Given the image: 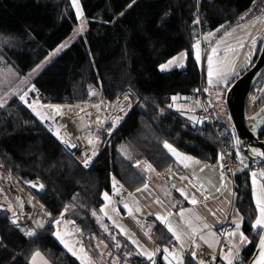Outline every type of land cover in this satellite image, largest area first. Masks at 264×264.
Listing matches in <instances>:
<instances>
[{
    "label": "trees",
    "instance_id": "16d2710c",
    "mask_svg": "<svg viewBox=\"0 0 264 264\" xmlns=\"http://www.w3.org/2000/svg\"><path fill=\"white\" fill-rule=\"evenodd\" d=\"M81 2L85 27L33 79L34 85L46 98L77 101L88 100L92 88H98L109 101L130 88L139 102L118 127L105 125L100 129L101 152L86 169L14 97L0 110V162L23 180H39L44 185L45 190L37 196L55 219L67 209L65 218L74 220V227L84 234L91 264H152L132 242L134 237L118 230L107 218L101 221L99 215L104 193L113 190V177L130 196L147 183L156 187L155 179H160L162 171L175 168L180 172L165 142L210 163L221 160L215 128L204 118L194 125L185 113L188 110L176 106L172 99L189 95L203 82L194 53L197 0ZM201 6L218 38L264 14L259 0H201ZM78 26L71 0H0V52L21 77L32 73ZM183 51L187 52L184 67L160 70V64ZM250 92L257 95L255 106L260 109L264 105V77ZM248 104L249 96L246 113ZM218 125L226 127L221 121ZM234 195V205L243 216L242 228L252 241L240 255V264H246L260 231L252 227L258 208L249 173L237 170ZM1 205L5 206L2 197ZM6 210L0 208V264H30L36 252L52 264H80L56 240L55 227L43 224L28 238ZM147 219L153 260L169 264L164 249L177 251V240L164 223ZM191 252L187 251L184 264H198Z\"/></svg>",
    "mask_w": 264,
    "mask_h": 264
},
{
    "label": "rangeland",
    "instance_id": "374dc122",
    "mask_svg": "<svg viewBox=\"0 0 264 264\" xmlns=\"http://www.w3.org/2000/svg\"><path fill=\"white\" fill-rule=\"evenodd\" d=\"M73 8L75 10V13L77 15L78 21H79V26L74 30V32L68 37V39L61 45L59 46L57 49H55L54 51H52L33 71L32 73H30L28 76H24L21 77L19 75V73L17 72V70L15 69V67L4 57V55L0 52V110L3 109L4 107H6L7 103L9 102L10 99L16 97L17 94L20 93H24L26 92V90L28 91L30 88L35 87L36 89H38L34 83H33V79L40 73L42 72L49 64H51L54 59L58 56V54L64 50V48H66L68 46V44L70 42H72L82 31V29L85 27L86 25V18L84 16V12H83V6H82V2L81 0H77V3L79 5V9L77 8L76 4L73 3V0H71ZM198 3H200L201 6V0H197V6L196 9L198 7ZM202 8V6H201ZM203 10V8H202ZM78 11H79V15H78ZM196 11V10H195ZM204 11V10H203ZM206 16V14H205ZM194 19L195 21L197 19H199L195 13H194ZM204 22L207 23V26L209 27V32H211V28L210 25L208 23V21L204 18L203 19ZM251 21H247L233 29H231L230 31H228L227 33H225L224 35L220 36L218 38L216 31H212L211 33H213V35L206 36V42H208L209 46L208 48L203 49V46L200 43V60H199V67L202 70V81L204 82V92H205V96L207 99L206 102V107L207 109L210 111L211 114H213V116L218 119L219 121H221L224 125H226L229 129L234 128L233 127V123H232V119L229 113V110L227 108L226 105V101H225V97L227 94V90L228 88L222 87L223 84L229 83V81H232L233 79H236L237 76L240 75L241 70H238L240 62L238 58H241L244 54H248L252 49H253V44L248 43L246 40H239L237 38H232L236 35H243V34H247V33H253V30L249 31L247 29H250V25H251ZM200 26V23H195V26L193 28V32L195 34V44L197 43L198 39L195 33V30H198ZM238 31V33H236ZM244 36V35H243ZM228 38V40H226L225 43V39ZM263 40V39H262ZM194 44V45H195ZM212 44V45H211ZM215 48L216 49V55L212 56V60H213V74L211 77V83H209V74H208V57L212 55V49ZM186 52V51H183ZM196 52V49L194 47V53ZM182 53V52H181ZM187 53V52H186ZM180 53L177 54L174 57H179ZM196 55V53H195ZM172 59V58H171ZM176 61V60H175ZM206 61V64H205ZM186 62H187V55H186ZM253 63V62H252ZM186 64V63H185ZM185 66V65H184ZM221 71H228L226 73H222ZM242 74V73H241ZM226 81V82H225ZM260 83V82H259ZM39 90V89H38ZM94 89H91V93H90V98L86 101H77V100H72L75 101L77 103H89L92 101L93 97H92V93H93ZM179 98H181V96H179ZM258 101L257 95L253 92H250L249 94V104L247 106V115L253 116L255 113H257L260 109H257V107L255 106V103ZM176 106L178 105L177 103L175 104ZM25 106V105H24ZM27 107V106H25ZM200 107V105H195L192 107V110L188 109V111H186V115L187 117H189L192 121V123L194 125L198 124L200 121V116L201 113H197L196 110H198ZM28 108V107H27ZM36 111L40 112L41 114H43V116L45 117L46 121H43L40 119V117H37L36 113L33 112V110H31L30 108H28L32 115L48 130L50 131L53 136L61 143V145L66 149V151L75 159L77 160L82 166V159L80 157H77L76 155H73L71 152L68 151V149L63 145V143L60 141V138L57 136V133L55 131H51L48 128V121H53L54 119L59 118L60 119H69L71 124L76 128V130L81 134V140L84 143H87L89 145V147L95 151L99 150L101 151L100 147H99V138H98V132L100 131L101 128H98L94 133L89 129V125L85 119V117H83L82 115H78V116H74L73 118H70L68 115L65 117H62V110L57 111V109L55 108H50L49 106H35ZM181 109H185L182 105L179 107ZM51 110V111H50ZM57 116V117H56ZM47 118V119H46ZM60 120V122H61ZM58 123L59 120L57 121ZM117 127V126H114ZM58 131V128H57ZM61 132L64 135L63 138H69V135L67 132H69L67 129H65L64 127H61ZM264 139V134L261 136ZM73 138V136L71 137ZM92 141V143H90L89 141ZM171 145V144H170ZM175 150L177 148H175L173 145H171ZM168 149V148H167ZM178 150V149H177ZM169 151V155L171 156L173 162L175 164H179L175 155H173L172 151ZM97 158H95L96 160ZM94 160V161H95ZM93 161V163H94ZM92 163V164H93ZM217 164V163H215ZM216 167V166H215ZM261 172H264V170L259 171V172H253L256 173L255 176V180H256V185H255V189L258 190L259 186L264 184L263 183V178L264 176L260 175ZM219 175L217 176V178H215V182L216 185L214 186V190L215 193L211 190H209L208 192H213V197H223L225 200H229L231 201L232 196H233V186H232V180L231 178L225 174L222 173L219 169ZM252 173V174H253ZM226 181V183H225ZM220 182H221V186H220ZM251 182H252V189H253V197L256 203V196H255V191H254V185H253V175H251ZM113 196L116 199V197L118 196V200L120 203H122V199L124 197V194L122 193V189L121 187H119L118 190V186L115 185L114 187V180H113ZM34 185V184H33ZM30 186L29 188H32V193L35 195V200L34 202L38 205V207L41 209V211L44 212H50L52 213L47 206L41 201V199L37 196V193L41 192V188H39V185H36L35 187ZM219 186V188H218ZM45 188V187H44ZM224 188L226 193L224 194L223 190ZM40 190V191H38ZM29 191V190H28ZM232 194V195H231ZM5 192L0 190V197H2L4 200H6V204L10 206H12V199L9 197H5ZM217 195V196H216ZM213 201L211 202H215V199H211ZM229 207H226V205L224 206L223 202H215L214 203V207H216V210L219 212V214H226V216L228 215V212L231 209V205L232 202L228 204ZM44 209V210H43ZM233 209V206H232ZM234 214H233V218L236 222H238L240 220L241 215L239 214L240 212L238 210H236V208H234ZM102 212L99 215V218L101 221H103L104 219H106V215H105V211L103 210L102 207ZM48 215V214H47ZM52 215V214H51ZM112 215V214H111ZM58 220V218H54L53 216H51L50 218V223L55 224L56 229L58 225H56L55 221ZM70 219H66L64 218V224L62 227H67L71 232H76V233H80L81 238L83 240V232L77 228L74 227V225H70L69 223ZM111 220V219H110ZM112 222V221H110ZM140 226V232H139V238H138V242L141 244V246L139 247V250L142 251V249H147L149 252H152V248H153V241L151 240L150 236L148 235V233L146 232V230H144V228L142 227L143 223L140 221H136ZM239 223V222H238ZM24 227V226H23ZM72 228V229H71ZM26 230V229H24ZM59 232V231H58ZM243 232V230H242ZM55 233V232H54ZM244 233V232H243ZM245 234V233H244ZM54 237L56 238V240L61 244V246L72 256L76 257L78 260L81 259L80 257H77L74 247L72 245H69L72 248V251H69V249L67 247H65V244L61 242V238L63 239V237L60 235L59 233V238L53 234ZM246 235V234H245ZM64 240V239H63ZM84 243V240H83ZM85 246V252H86V260H84L87 264H89V254L87 252L86 249V244L84 243ZM73 251L75 253V255H73ZM143 252V251H142ZM181 253L183 256V259L185 257V255L183 254V251H180V249L178 251L172 252V253H167L166 256L167 258L172 261V264H176V262L174 260H172V255L175 253ZM41 256L49 263L52 264L45 256H43L41 254Z\"/></svg>",
    "mask_w": 264,
    "mask_h": 264
},
{
    "label": "built area",
    "instance_id": "2783aa9c",
    "mask_svg": "<svg viewBox=\"0 0 264 264\" xmlns=\"http://www.w3.org/2000/svg\"><path fill=\"white\" fill-rule=\"evenodd\" d=\"M195 15L199 18V29L195 30L198 41L201 42L203 49L208 46V42L205 41V37L209 32V27L207 23L203 21L205 18V12L202 10L200 3L194 12ZM125 95L128 96V99H125ZM23 96L22 100L20 97ZM92 101L89 103H77L72 100H57L46 98L45 95L35 87L30 88L24 93L16 95L22 104L27 106L32 110L35 106H49L50 108H55L51 106H60L59 110H62V117L69 116L73 118L74 116L82 115L85 117L89 129L94 133L98 128H102L105 125L119 126L124 118L131 112V110L139 102L138 96L130 89L126 88L123 90L115 101L106 100L103 97L102 92L95 88L92 93ZM119 98V99H118ZM206 96L204 92V84L201 82L200 85L195 87L192 92L185 96L182 100V106L185 109H192L195 105H200L201 111L203 113V118L207 120V123L212 125L218 135V140L222 149L223 158L220 160V171L227 174L234 183V178L237 170L245 171L252 175V173L259 172L264 170V163H258L252 161L240 148L237 142V136L234 130H230L228 127H222L218 125L217 119L211 115L209 110L206 107ZM31 105V107L29 106ZM56 109V108H55ZM123 109V111H121ZM43 115V114H42ZM39 117V116H37ZM60 118L54 119L53 121H48V128L56 133H59L60 141L67 140L68 143H63V145L71 152L73 155L77 154V157L82 159V164L84 166L85 154L90 158L89 164L86 169H88L95 158L100 154V150L95 151L89 147L87 143H84L81 140V134L74 129L70 132H67L69 138L64 139L61 131H57L58 123L57 121ZM43 121H46L43 119ZM73 136V138H71ZM75 145V147H72ZM95 151L96 155H92ZM185 173H188V170H184ZM161 178L166 181L174 190L178 189V186L174 184L175 180H179V175L174 170L164 171L160 174ZM114 184H115V179ZM33 184L40 185L42 184L39 180L37 181H26L21 177L16 175L11 168H7L3 163L0 162V190L9 194L12 198V206L9 205L0 206L1 209H9L10 217L13 220L17 219L16 225L21 226H31L36 228V231H40L42 228L38 227L39 223L46 225L54 226L55 224L50 223V218L52 213L42 212L38 205L34 202L35 195L32 193V188H29ZM40 188V187H39ZM29 190V191H28ZM45 188L43 187L41 192ZM40 191V190H38ZM118 200V196L116 197ZM13 212L16 213V217L13 216ZM48 214V215H47ZM140 221L143 223L142 227L148 235H150V225L149 221L141 217ZM235 223L231 221L228 217L221 225L216 229V235L219 238V250H229L231 244L228 239V233L235 231ZM58 232V229L55 227V233ZM258 233V232H257ZM256 233V238L258 235ZM199 264L200 260L204 261V264H217L220 259V254L218 251H211L205 247L199 248L197 251V257L195 258Z\"/></svg>",
    "mask_w": 264,
    "mask_h": 264
},
{
    "label": "crops",
    "instance_id": "0c3cea01",
    "mask_svg": "<svg viewBox=\"0 0 264 264\" xmlns=\"http://www.w3.org/2000/svg\"><path fill=\"white\" fill-rule=\"evenodd\" d=\"M247 30L249 31L253 30V33H247V34L245 33L243 34L244 36L240 34L232 37V38H237L239 40H246L248 43L251 44H253L252 42L253 40L256 41V43L253 44L254 46L253 49L248 54H244L241 58H238L240 62L238 70L243 69L241 73H243V71L247 69L253 62L258 52L260 43L264 38V14H261L256 19L252 20L250 29ZM236 33H238V31ZM228 38L229 37L225 39V43L226 40H228ZM197 62L199 63V61ZM185 63H186V57L183 59H180L178 57L176 61H174L173 64L170 65L169 68L164 71H169L174 68H180L182 67L181 65H183L184 67ZM221 72L226 73L228 71H221ZM230 85H231V81H229V83L223 84L222 87L228 88ZM180 99L181 98H179L178 96L177 103L179 106H181ZM200 121H201V116H200ZM176 151L180 154L179 158L175 155L179 163L176 165L180 167V171H181L179 172L174 168V170L179 173L178 174L179 180L174 181V184L178 186L177 190H174L172 186L167 184L162 179L157 178L155 179V181L157 182L156 187H154L155 185L153 186V184L147 183L146 184L147 188H145L144 185L143 187L140 188V191H135L130 196H126L124 193V197L121 200L122 203H120L119 200H116L114 198L112 194L113 192L112 190L111 193H107L109 198L107 200L104 198L105 203L103 205V210L105 211L106 218L108 220L111 219L110 221H112V224L118 230L125 233L127 236L134 237V239L138 242L141 226L136 221L140 222L141 217H144L146 219L147 217H153L161 221L160 219H158V217L164 216L166 220L171 223L173 229L178 231L181 235L184 236L186 243L185 246L181 248V242L178 241L174 235L179 245V249L180 251H183V254L187 253V251L189 252L195 251L197 253L199 248L205 247L211 251L219 252L220 259L218 261V264H228V261L225 259V255L228 254L229 251L231 250L233 251L232 259L234 264L235 261L240 257L242 250L249 243H245L242 247L239 248V251L236 252L233 249V245H239V238L238 236L237 237L228 236V239L231 243V248L229 250H219L218 248L219 238L217 237L215 232V229L219 225H221L228 217H230L231 221H233L234 223H238V222L241 223L240 231L243 230L242 228L243 220L242 221L239 220L238 222H236L233 218V214L235 211L234 208H236L233 202L234 188H233V196L231 201L225 200L222 196L219 198L213 197L214 195L213 192L215 193L214 186L216 185L215 178H217V176L220 174L219 173L220 162L214 164L204 161L196 157L195 155L180 151L179 149L178 150L176 149ZM185 156L191 157L193 159L185 160L184 159ZM185 164H187V167L185 166ZM183 169H187L188 173L183 172L182 171ZM220 186H221V182H220ZM117 188L119 190V187ZM181 189H183V192L187 194V198H185V195L181 193L180 191ZM225 189L226 188L221 190L224 192V194L226 193ZM209 190L213 192H208ZM193 196L198 202L195 205L191 203V199L193 198ZM213 198L215 199L216 203L218 201L223 202L224 206L226 205V207H229L228 204L232 202L231 209L228 212L227 216H226L227 213L224 215L219 214V212L216 210V207H214L215 202H211L213 201L211 200ZM125 205H127V207H125ZM130 210H131V214H130ZM169 213L171 215H169ZM258 214H259V210H258ZM241 217L243 218L242 215ZM161 222L165 224V222L163 221ZM205 224L208 227H204ZM20 228L25 234L29 230L34 231L35 233L37 232L36 228H33L31 226H24V227L21 226ZM193 228L198 230L195 234H192ZM243 232L245 233L244 230ZM186 233L192 234L191 241H189L188 235H185ZM26 236L28 238L33 237V236L30 237L27 234ZM201 236H203V239L200 238ZM245 236H247V234ZM248 240H250L249 237ZM138 244L141 246L139 242ZM33 256L30 259V264H33V259H32ZM36 264H49V263L42 256H40L37 257Z\"/></svg>",
    "mask_w": 264,
    "mask_h": 264
},
{
    "label": "snow or ice",
    "instance_id": "6c2138e0",
    "mask_svg": "<svg viewBox=\"0 0 264 264\" xmlns=\"http://www.w3.org/2000/svg\"><path fill=\"white\" fill-rule=\"evenodd\" d=\"M136 0H133V3H135ZM262 2H264V0H262ZM73 3L76 4L77 8L79 9V5L77 3V0H73ZM132 5L130 4L129 7H131ZM79 11H78V15H79ZM120 15H123V12L120 13ZM195 23H199V19H197L195 21ZM221 27H223V25H221ZM217 31H219V29H217ZM209 36L213 35V33H208ZM253 44L256 43L255 40L252 41ZM195 49H196V55H195V59L197 61L200 60V43L199 41H197V43L194 45ZM187 55V53H180L179 55V58L180 59H183L185 58ZM216 55V49L213 48L212 49V55L208 57V74H209V83H211V77H212V74H213V60H212V56H215ZM177 59V57H173L172 59L168 60L166 63L164 64H160L159 65V68L161 71H164L166 69L169 68L170 65L173 64V62ZM183 67V65H181ZM39 67V66H38ZM226 82V81H225ZM22 100L24 99L23 96L20 97ZM125 99H128V96L125 95L124 97ZM119 99V98H118ZM173 100H176L177 97H173L172 98ZM31 107V105H29ZM51 107H55L57 109V111H59V108L60 106H51ZM169 107H171V105H169ZM33 112L36 113L37 116L40 117L41 120L45 119V117L38 111H36V108L33 107L32 108ZM121 111H123V109H121ZM57 136L59 137V133H57ZM64 143H68L67 140H64L62 141ZM90 143H92V141L90 140L89 141ZM165 148H168L170 151H172L173 155H176L178 158L180 156V154L170 145L168 144L167 142H165L164 144ZM72 147H75V145H72ZM92 155H96L95 151H93ZM223 153L221 154V159L223 158ZM259 155L261 156H264V152L262 153H259ZM185 160H189V159H193L191 157H187L185 156L184 157ZM89 160L90 158L87 156V154H85V160H84V166L87 167L88 164H89ZM138 166V165H137ZM185 166L187 167V164H185ZM149 168H151V165H149ZM253 185H254V191H255V196H256V206L259 210V214L257 216V218L255 219V222L254 224H252V227L254 229H259L260 231L257 233L258 235V249H259V256H260V259L258 261H256V264H264V184L260 185L258 190L255 189V185H256V180H255V176H256V173H253ZM260 175L264 176V172H261ZM114 179V178H113ZM36 185L34 184L33 187H35ZM39 187L42 189L44 187L43 184H40ZM114 187H115V184H114ZM145 188H147V185H145ZM137 191H140V189H137ZM182 194L185 195V198H187V194H185L183 192V189L180 190ZM104 198L107 200L109 197H108V194L107 193H104ZM159 202V201H158ZM191 203L192 204H197V200L195 199V197L193 196V198L191 199ZM125 207H127V205H125ZM6 211H11V208L7 209ZM65 211H67V209L65 208ZM95 215V213H93ZM130 214H131V210H130ZM169 215H171L169 213ZM214 215V213H213ZM13 216L16 217V213L13 212ZM158 219H160L161 221L165 222L166 226L168 227V230L170 232L173 233V235H175L176 239L178 241L181 242V248H183L185 246V239H184V236L181 235L178 231L174 230L171 223L168 222L166 220V218L164 216H160L158 217ZM240 220L242 221L243 218L240 217ZM12 223L13 224H16L17 223V219L14 218L12 220ZM55 223L58 225L60 223L59 220H56ZM190 224V222H189ZM18 226V225H17ZM38 227H41L43 228L44 225L41 223L38 225ZM204 227H208L206 224L204 225ZM235 228H236V231H232V232H229L228 233V236L229 237H237L239 238V245H233V249L238 252L239 251V248L242 247L245 243H252V241L248 240V237L244 235V233L242 231H240L241 229V223H235ZM198 230L193 228L192 229V234H195ZM28 236H34L36 233L34 231H31L29 230L27 233H26ZM58 238H59V232H56L54 233ZM192 234H185V235H188V239L189 241H191V235ZM201 239H203V236L200 237ZM61 242L65 244V247H67L69 249V251H72V248L68 245L67 242H65L62 238H61ZM134 244H137L138 247H140V245L138 244V242L136 240H133L132 241ZM117 246L119 247V243H117ZM211 246V245H210ZM143 251V254L147 257V259L149 261H152V264H155V261L153 260V256L155 255V252H149L147 249H142ZM73 255H75V253L73 252ZM41 256V253L39 252H36L35 255L33 256V264H36V259L37 257H40ZM232 256H233V251H229L228 254L225 255V259L228 261V264H233V259H232ZM197 257V253L195 251H192L191 252V258L192 259H195ZM167 259V257H166ZM172 260H174L176 262V264H184V260H183V256L181 253L177 252L175 254L172 255ZM89 264H91V262L89 261ZM169 264H172V261H169ZM199 264H204V261L203 260H200Z\"/></svg>",
    "mask_w": 264,
    "mask_h": 264
},
{
    "label": "water",
    "instance_id": "95a60500",
    "mask_svg": "<svg viewBox=\"0 0 264 264\" xmlns=\"http://www.w3.org/2000/svg\"><path fill=\"white\" fill-rule=\"evenodd\" d=\"M264 13V2L259 0ZM264 77V38L260 47L258 57L254 63L240 76H238L229 86L225 97L234 130L237 134V142L243 152L254 162H264V156L259 153L264 152V105L253 116L248 117L246 113L247 99L251 89ZM67 211H63L59 219H64ZM70 225H74V220H69ZM260 259L258 243L255 251L246 264H256ZM80 264H87L84 260H78ZM243 257H239L234 264H240Z\"/></svg>",
    "mask_w": 264,
    "mask_h": 264
},
{
    "label": "bare ground",
    "instance_id": "6f19581e",
    "mask_svg": "<svg viewBox=\"0 0 264 264\" xmlns=\"http://www.w3.org/2000/svg\"><path fill=\"white\" fill-rule=\"evenodd\" d=\"M59 118H60V116H59ZM56 124L59 125L58 126V130L59 131H61V127H64L69 132L74 129V126L71 124V122H70V120L68 118L67 119H62L60 123H56ZM58 220L60 221V223L58 224L57 228H58V231H59L60 235L63 237L64 241L67 242L68 245H72L74 247V250H75V253L77 254L76 255L77 257H80L81 259L86 260V252L84 251L85 250V246H84V243H83V240L81 238L80 233L78 234L76 232H71L67 227H65V228L62 227L63 224H64L63 223L64 220H62V219H58Z\"/></svg>",
    "mask_w": 264,
    "mask_h": 264
}]
</instances>
